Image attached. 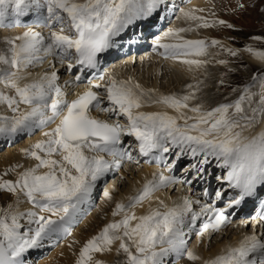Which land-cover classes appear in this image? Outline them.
I'll list each match as a JSON object with an SVG mask.
<instances>
[{
  "label": "snow or ice",
  "instance_id": "snow-or-ice-1",
  "mask_svg": "<svg viewBox=\"0 0 264 264\" xmlns=\"http://www.w3.org/2000/svg\"><path fill=\"white\" fill-rule=\"evenodd\" d=\"M162 4L163 0H43V3L40 0H0V27L10 26L5 25L9 17L13 18L12 23L19 25L20 17L36 9L37 21L49 28L47 37L29 29L4 41L7 48L0 50V85L13 94L0 91V105H6L13 115H0V136L31 133L33 129L56 124L51 131L43 132L46 139L23 150L26 157L38 161L34 167L19 173L15 181L0 178V191L15 194L17 203L22 194L33 209L39 210L25 213L13 210L11 205L0 209V264H21V256L40 246L46 238L71 234L79 206L88 199L96 182L113 167L118 168L122 160H133L132 154L121 146L124 136L135 138L142 156L155 152L160 154L155 158L162 159L163 154L172 149H178L177 158L186 153L193 158L201 156L199 166L193 165L198 170L208 163L209 157L215 158L220 167L228 169L223 179L230 188L238 190L236 198L229 200L228 208L240 205L258 193V186H264V129L255 135H245L264 120V73L254 74L252 83L243 88L236 100L211 109L201 104L190 106L189 102L196 99L194 91L153 98L154 90H145L131 79L109 77L106 85L92 84L71 101L57 84L55 71L39 80L21 83L26 78V70L46 56L63 60L74 53L81 71L95 69L98 57L113 46L115 38L135 21L147 19ZM184 16L195 22L197 28L216 24L233 27L222 20L209 21L195 11L185 12ZM57 25L58 31L54 30ZM194 30L191 26L170 28L163 39L174 42L162 43L158 38L156 46L164 49L165 59L181 60L190 71L199 69L207 63L199 57L207 56L210 47L223 46L217 40L208 43L181 35ZM226 51L237 55L232 49ZM246 51L264 61V51L251 47ZM72 68L69 64V71ZM80 79L75 76L76 81ZM257 83L258 94L251 91ZM102 87L108 107H101L100 95L92 90ZM193 87L188 85L189 89ZM257 95L254 102L253 97ZM146 104L163 105L177 115L167 111H141ZM21 105L27 108L21 110ZM92 109L125 117L127 123L97 119L90 114ZM185 109L192 115H187ZM105 154L111 160L105 159ZM54 155L60 159L52 158ZM174 164L166 165L169 172ZM41 168L47 171L40 173ZM174 183L176 179L171 175L154 174L136 195L128 197L127 204L117 203L112 215L123 213V218L107 224L89 239L81 248L76 264H93V254L111 251L115 241H120L117 252L125 255L123 264H164L169 253L186 255L193 262L200 260V256L186 248L184 229L196 227L203 216L206 219L197 236L219 232L230 222L226 208L205 204L200 212H195L193 204L199 201L184 197L182 203L173 207L161 201L164 210L150 208L145 215L137 216L129 211L150 200L155 191ZM215 196L220 200L222 193L218 191ZM104 197L112 199L108 191L104 192ZM44 212L51 216L39 214ZM259 215L264 220V210ZM25 217L29 227L22 232L25 226L21 219ZM254 254H259V259ZM95 264L101 262L95 261ZM203 264H264V233L258 235L254 230L237 246L228 247Z\"/></svg>",
  "mask_w": 264,
  "mask_h": 264
},
{
  "label": "bare ground",
  "instance_id": "bare-ground-1",
  "mask_svg": "<svg viewBox=\"0 0 264 264\" xmlns=\"http://www.w3.org/2000/svg\"><path fill=\"white\" fill-rule=\"evenodd\" d=\"M40 2L43 3V0H40ZM210 8H212V0H163V4L158 7L151 16H149L150 21H148V24L153 26V28L150 29H159L160 27H157L158 20H161L165 16H171L172 11H175V9L177 12L176 18L174 19V21H168L165 18L164 24L157 32L158 36L156 37L154 44L156 45V41L158 38L161 39L162 43L174 42L171 39H163L164 33L170 28H188L191 26L195 29L194 31L182 33L181 35H183L185 39H199L200 36H198L199 34L196 31L197 27L195 22L186 19L184 13L188 11H195L196 15L204 16L205 18H207V16L211 17V15L209 14ZM201 9L203 11H196ZM38 14L39 13L36 9L31 10L28 13V17L26 19L20 17L21 22L19 25L12 23V17L6 19L5 25L10 26L0 27V50H6L7 48V45L5 44L4 40L21 35L23 32L28 31L29 29L40 32L43 36L47 37L49 35V28L45 27L43 24L37 21ZM139 21L140 23L142 22L143 24H145V19L137 20L133 24L129 25L128 28L131 27L135 31ZM166 24H168L169 26L164 31ZM58 26L59 25L55 26L54 30L58 31L59 29H56ZM135 33L138 34L137 31ZM123 35L124 32H122L119 37L115 38L113 42V47H115V49H118L119 45L121 44L119 42V39L123 38ZM140 35L142 36V32H140L136 36ZM1 37H3V39L5 37L6 38L3 40L1 39ZM137 38L139 37H136V39ZM117 40L119 43L117 42ZM253 43L254 42H252L251 47H253V49H256L255 47H257V45H253ZM127 44H132L137 48V46L141 43L139 41H132L127 42ZM118 50L121 51V48H119ZM157 50L159 52V56L156 55L154 57L152 56L153 53L142 55L140 51V54L137 53L136 56H134V62L132 56L126 57V55H124L125 57L122 58V62L115 63L117 59L109 61V63L113 62L111 66L114 65L115 67V70H112V72H110V77L116 78L113 75H117V80L131 79L134 82L139 83L145 90L152 89L154 90L153 98L159 97L160 95H182L181 91L179 90L180 88L176 87L177 85L181 87V85L187 86L190 83H195L193 84L194 87L191 90L185 89V93L183 94H187L189 91L194 90V92L196 93V99L189 102L190 106L201 104L204 106L205 109H210L216 107L221 103L231 102L233 96L231 98H224L218 95L216 93V90H226L232 88L236 86V82L240 81L239 77L244 76L239 70L230 69L226 64L219 63V61H221V58L225 57V54H222L221 57H209V59L207 57H199L200 59L206 60L207 63L210 62V59L212 62H217L216 67L207 68L205 67L208 66L206 65V63L199 69H193L190 71L188 67L181 62V60L165 59L163 55V48L158 47ZM118 52L119 51H116L114 54H117ZM122 52H124V50H122ZM108 53L109 50L101 54L98 58H101V61H106V58L109 59ZM114 54L112 56H114ZM227 55L229 56L230 63L234 65H241V60L239 61L236 57H231L228 52ZM54 61L58 62L60 65H62V69L66 70V68H63V61H59L58 58L53 56H46L41 62L34 63L26 70V78L21 81V83L23 84L32 82L34 80H39L46 73L51 74V72L55 71L58 77L57 84L66 92V99L70 101L78 93L83 92L85 90L88 84L81 83L84 82V79L91 77V74H93V70H86L88 71L90 76H85L84 73L86 71L82 72L79 69V72L76 76H80L81 79L79 81H76L75 76L71 78L72 74L69 70L68 74L66 73V75L60 76V73H57L56 71L59 67L55 68L56 66L60 65L55 64ZM109 63L102 69L104 70V74L106 73V71H108L106 70V68H109ZM248 63L245 64L248 65V68L251 71H254V69H264V61L257 59L252 54L250 55V61ZM73 66H77V64L75 63L73 64ZM167 68L169 69V72L167 71L168 73H166L164 71L166 73L165 77L170 76V79L167 78V80H165V77L163 76L162 79L160 78L158 80L157 77L159 76V73L161 74V70H167ZM223 71H226L227 73L226 75H224V77L218 75V72L224 73ZM237 73H239L238 76L234 77ZM196 75L200 76V78L202 79V83L198 82V80L191 79V77ZM173 77L174 79L172 80ZM215 78L217 79L216 81H214ZM106 79H108V76H106ZM65 81H72V83L66 84ZM98 82L99 81H91V83H89V86H92V84ZM0 91L6 92L8 94H13L10 89L4 88L3 85H0ZM253 101H255L254 98ZM105 106L106 105H102V107ZM20 108L21 110H25L27 106L21 105ZM140 110L145 112L167 111L170 115H177L174 110L158 104H146ZM184 111L187 115H192V113L188 112L187 109H185ZM90 114L97 119L107 120L110 123L116 122V119L118 117H120L119 119H121L122 117L100 112L96 109H92ZM0 115L11 116L13 115V113L7 108L6 105H0ZM55 126V123H51L45 128L33 129L31 133H19L12 137L0 136V146L3 145L4 142L5 144L9 143L10 146H12L13 142L15 144V142L17 140H21L23 136L26 137L23 142L21 141L20 145H17V147L13 148L12 150L6 149L4 153H0V176L5 175V173H7V180L15 181L18 178L19 173L25 171L28 168L34 167L38 163V161H36L34 158L26 157L24 155L23 150L30 149L31 146L35 143L39 142L40 140L46 139V137L43 135V132L51 131L53 128H55ZM262 129H264V120H261V122L255 127L246 131L245 135H255ZM127 138L131 139L132 143H135L133 150L130 152L133 156V160H122L118 168L113 167L104 177H102L96 182V185L90 193L88 199L79 206V210L75 215V222L71 225L70 235H53L51 238H46L41 242V244H43V242L46 241L48 242L47 247L53 245L56 246V249L55 251L50 253V256L45 261H41L38 264H76L81 248L89 239L98 235L107 224L119 221L123 218V213L117 216L112 215L116 204H127L128 197L136 195L138 190L143 187L146 181L152 179L154 174H156L157 176L161 173H163L164 175H171L175 177L176 183L169 184L167 187L160 188L159 190L153 193L150 200H145L142 204L137 205L134 209L129 210L130 212H134L137 216L147 214L150 208H160L161 210H164L161 205V201L163 202V205H166L168 207H173L176 204L182 203L183 198L188 197L187 195L183 194V192H189V189H191L192 196L196 197V200L199 199L197 198L199 196V187H196L195 183L199 181L200 177H203L204 182H207L206 187L204 186L205 183L203 182V189L205 188V193L201 197L203 201H206V198H209V204H220V200L227 193H229L230 189L228 188L227 181L223 179V177L226 176L228 169L220 167L219 162L216 161L215 158L209 157L208 163L202 165V170H198V168L193 167V165L199 166L200 160L202 159L201 156L193 158L189 153L181 155L182 160H184L183 162H185L182 165L183 167H185L182 168L183 175L186 176L189 170H191L192 172L194 170L193 178L191 179L190 175L188 179H186L187 183H185V181L184 183H182L179 177L174 176L178 165H174L170 172L168 171L166 166V164L168 163V161L166 160L169 156H174V162L176 161V159H178L176 156V152L178 151V149H172L168 153L163 154L162 159H156L155 157L159 156L160 154L155 152L146 157L142 156L139 153L138 142L135 141L134 137L124 136L123 143L121 146L127 151H129V147L125 148V146H123L124 141ZM41 155H43V153H41ZM52 158L60 159L58 155H54ZM105 159L111 160V157L105 154ZM187 162H190L189 164L192 165L191 168L190 166H186ZM38 171L40 173H43L47 171V169L41 168ZM115 173L117 174L116 176ZM223 174L225 175L223 176ZM213 175H215V179L213 178ZM218 177H220V179H217ZM206 178L207 180H205ZM194 180H196L195 183H193ZM209 183L211 184V186L209 185ZM258 190H260L258 196L260 200L259 206L255 212H258L259 210H264V186H258ZM105 191H108L110 193L112 197L111 200H108L104 197ZM218 191L222 193V198L220 200H217L215 196L216 192ZM209 194L210 196L208 197ZM97 198L99 200V204L93 212H90L91 209H93L95 203L94 201H96ZM247 199L250 198H246V200ZM192 200L196 201L194 199ZM246 200L244 202H246ZM244 202H242L240 205L244 204ZM0 204V209L8 208L9 205H11L13 210H17L20 212L26 213L28 210H34L39 212L38 209H33L32 204H30L22 194L19 196V203H17V196L15 194H10V196L1 195ZM250 204L254 206L257 205L253 203ZM195 206L196 208H194L193 206V211L200 212V209L203 205H200L198 203L195 204ZM39 214L51 216V213L47 212ZM234 214H236L235 217ZM230 215L234 217L232 218L233 221L231 222L230 226H224V229H222L217 234L211 233L210 235L206 234L204 237H198L196 233L199 228L194 227L189 229L185 227L184 231L186 235L184 238L187 242L186 248L200 256V260L193 262L188 260L186 255L177 256L175 253H169V255L164 258V264H172L176 261H178L176 262V264H186L185 262L180 260L181 257H184V259H186L187 264H203L204 260L214 258L215 256L221 254V252L227 249L228 247L237 246L239 241L242 240L245 235H251L253 233L255 227L258 229V232H256L258 235L261 233V231L264 230V220H261V218L258 219L257 217H246L244 216V212H236L235 208L232 209ZM52 218L55 219L56 217ZM21 221V224L25 226L21 229V231L23 232L27 229V227H29V225L27 223L26 217L21 219ZM199 221L200 220H198L197 222ZM244 222H249L250 226L244 227ZM31 227H35V225H32ZM190 240H192V242H190L189 244L188 242ZM119 244L120 241H115L111 246V251L94 253L93 264H95V261H100L101 264H123L125 255L121 252H117ZM39 249L41 248L38 246L26 251L20 258L21 264H28L27 262H23V260L27 259L28 257H31V252L38 251Z\"/></svg>",
  "mask_w": 264,
  "mask_h": 264
},
{
  "label": "rangeland",
  "instance_id": "rangeland-1",
  "mask_svg": "<svg viewBox=\"0 0 264 264\" xmlns=\"http://www.w3.org/2000/svg\"><path fill=\"white\" fill-rule=\"evenodd\" d=\"M241 5H243V7H241ZM209 14L211 15V17L207 16L206 19L208 20L210 18H211L210 20L212 21L222 20V21H225L226 24L233 25L232 28H228L225 25L216 24L213 27H208L204 29L202 27L197 28L196 31L199 34L198 36H200L199 39L205 40L208 43H210L212 40H217L220 42V45L223 46V47L221 46L210 47L208 49V55L204 57H207L209 59V57L211 58L221 57L222 54L223 55L225 54L224 55L225 57L221 58V60L227 61V63L225 64L230 69L239 70L241 74L244 75L242 77H239L240 81L236 82V86L226 89V90L224 89L216 90V93L224 98H227V97L231 98L233 96L232 101H234L241 95L243 88L246 85H249L252 83V77L254 74L260 75L261 73H264V69L263 70L254 69V71H251L249 70L248 65L245 64L250 61L251 53L246 51V49L251 47L252 42H254L253 45L254 44L257 45V47H255L257 51H264V0H212V8L209 9ZM175 18H176V15L174 16L173 21ZM56 29H59V26ZM1 39H3V37H1ZM225 48L232 49L237 53V55L235 56L231 55V57H236L237 60L239 61L241 60V65H234L229 62V56L227 55V51ZM206 65H208V66H205L207 68L216 67L217 62H214V61L212 62L210 59V62L207 63ZM164 71L168 73L169 69L167 68V70H161V74L159 73V76L157 77L158 80L160 78L162 79L163 76L164 77L166 76V73ZM223 72L225 74L218 72L219 73L218 75H220L221 77H224V75H226L227 73L226 71H223ZM238 74L239 73H237L234 77H237ZM167 78L170 79V76L165 77V80H167ZM173 79L174 77L172 78V80ZM191 79L198 80V82L202 83L201 82L202 79L200 78L199 75L193 76L191 77ZM216 80L217 79L215 78L214 81ZM190 84L193 85L195 83H190ZM258 85L259 84L257 83L255 87L251 88L252 92L257 93V94L259 93ZM187 86L181 85L180 87L177 85L176 87L180 88L179 90L181 91V94L184 95L183 93H185L184 92L185 89L191 90L187 88ZM253 98L256 101L258 99V95ZM25 138L26 137L23 136L21 140H17L15 144L13 142L12 146H10L9 143L5 144L4 142L3 145L0 146V153H4L6 149L12 150L13 148L17 147V145H20L21 141L23 142ZM182 168H185V167L182 166L181 168H179V172L182 171ZM116 175L117 174L115 173V176ZM0 178L7 180L6 175H2L0 176ZM1 195L10 196V193L7 194L6 192L0 191V199H1ZM94 202L95 203H94L93 209H91L90 212H93L94 209H96V207L98 206L99 204L98 198ZM192 240H190L188 243L190 244ZM47 244L48 242L44 241L43 244H40L39 246L41 249H39L38 251L31 252L30 253L31 257H28L27 259L23 260V262H27L28 264H38L41 261H45L50 256V253H52L56 249V246L50 245L47 247ZM180 260L187 264L186 259H184V257H181ZM176 262L172 264H176Z\"/></svg>",
  "mask_w": 264,
  "mask_h": 264
}]
</instances>
